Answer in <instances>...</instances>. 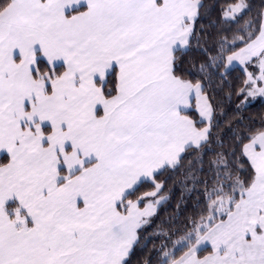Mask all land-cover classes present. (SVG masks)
<instances>
[{"label":"snow or ice","instance_id":"1","mask_svg":"<svg viewBox=\"0 0 264 264\" xmlns=\"http://www.w3.org/2000/svg\"><path fill=\"white\" fill-rule=\"evenodd\" d=\"M215 8L0 0V264H133L137 250L153 264L144 235L176 173L173 211L225 187L235 194L225 220L259 207L227 254L264 264V125L238 122L227 140L216 103L226 88L237 112L264 98V0H227L212 19ZM194 45L204 57L195 74L178 58Z\"/></svg>","mask_w":264,"mask_h":264},{"label":"trees","instance_id":"2","mask_svg":"<svg viewBox=\"0 0 264 264\" xmlns=\"http://www.w3.org/2000/svg\"><path fill=\"white\" fill-rule=\"evenodd\" d=\"M252 2L258 7L262 0H252ZM208 3L210 8L216 6L215 13L212 16V19H216L219 15V10L225 7L227 0H208ZM178 58L183 60L184 70H190L194 74L198 72V68L194 62L204 59L203 56L199 55L195 45L191 50L184 49L179 52ZM241 76V67H236L232 70L231 76L227 77V80L235 88ZM227 95L228 90L226 88L225 91L218 92L216 98V103L221 112L219 117L222 122L219 130L220 135L225 136L227 140H231L232 134L236 131L235 125L241 121L245 128H259L261 125H264V100H257L244 105L240 112H237L235 106L238 103V98L233 95L230 100H226L225 97ZM229 126H232V132H229ZM185 168H187L186 164ZM245 171H248V169H245ZM239 179L247 181L248 178L240 177ZM183 180L182 173L173 174L168 178L167 187L170 190L168 195L171 198L162 202L159 219L152 225L154 231L147 230V234L144 235L145 241H152L148 245L147 252L150 256L154 257L153 264H172L183 256L210 229L217 223L225 220L224 214L229 212L235 198V194L225 187L214 194L208 203L201 205L198 209L193 207L195 201H191L187 204V211L182 209L181 213H178L173 211V209L178 208L182 201ZM232 183H236L235 176L232 179ZM148 190H150V186L144 185L138 194H142ZM213 200L215 202H212ZM144 247V243H141L140 248L143 249ZM209 252L208 249H204L199 252V256L206 255ZM143 255V252L137 250L136 259L133 260V264H139V259Z\"/></svg>","mask_w":264,"mask_h":264},{"label":"crops","instance_id":"3","mask_svg":"<svg viewBox=\"0 0 264 264\" xmlns=\"http://www.w3.org/2000/svg\"><path fill=\"white\" fill-rule=\"evenodd\" d=\"M258 212V206L241 205L239 211L230 213V221L223 220L217 223L189 251L172 264H233L232 260H228L227 249L229 247L238 248L243 243V235L248 230L249 224L254 222ZM250 218L253 219L250 220ZM226 224L227 227H225ZM219 239L222 241L221 245L218 243ZM226 240H228V246H226ZM204 249L210 252L199 256V252Z\"/></svg>","mask_w":264,"mask_h":264},{"label":"rangeland","instance_id":"4","mask_svg":"<svg viewBox=\"0 0 264 264\" xmlns=\"http://www.w3.org/2000/svg\"><path fill=\"white\" fill-rule=\"evenodd\" d=\"M236 67H241V66H239V65H237ZM257 100H264V98H259V97H257V98H252V99H250V101L249 102H247L245 105H247V104H250V103H253V102H255V101H257ZM163 202V201H162ZM211 230V229H210ZM209 230V231H210ZM208 231V232H209ZM207 234V233H206ZM205 234V235H206ZM233 235V234H232ZM203 237V236H202ZM201 239V238H200ZM199 239V240H200ZM198 240V241H199ZM202 243V242H201ZM218 243L221 245V243H222V241H221V239H219L218 240ZM226 246H228V240H226ZM227 257H228V260H232V258H231V255L230 254H227Z\"/></svg>","mask_w":264,"mask_h":264}]
</instances>
